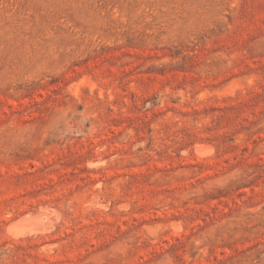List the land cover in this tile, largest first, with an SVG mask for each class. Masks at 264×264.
Segmentation results:
<instances>
[{
	"label": "rangeland",
	"instance_id": "rangeland-1",
	"mask_svg": "<svg viewBox=\"0 0 264 264\" xmlns=\"http://www.w3.org/2000/svg\"><path fill=\"white\" fill-rule=\"evenodd\" d=\"M0 264H264V0H0Z\"/></svg>",
	"mask_w": 264,
	"mask_h": 264
},
{
	"label": "bare ground",
	"instance_id": "bare-ground-1",
	"mask_svg": "<svg viewBox=\"0 0 264 264\" xmlns=\"http://www.w3.org/2000/svg\"><path fill=\"white\" fill-rule=\"evenodd\" d=\"M197 145L199 146V144ZM204 149H207V148H204ZM209 151L210 150L205 151L201 147L196 148V152L198 153V155L199 154L203 155L207 152L209 153ZM47 210L48 209L46 208L45 209L41 208L40 211L36 213L28 212L26 214L19 215L16 219L11 220L8 223L7 231L13 238H16V239L27 238V237L36 236L39 234L48 233L55 227L54 226L55 221L49 216L48 213L50 212L49 211L47 212ZM50 211H52V209ZM57 211L58 210H56V212ZM57 213H55L56 218L58 217ZM51 215H53V213Z\"/></svg>",
	"mask_w": 264,
	"mask_h": 264
}]
</instances>
